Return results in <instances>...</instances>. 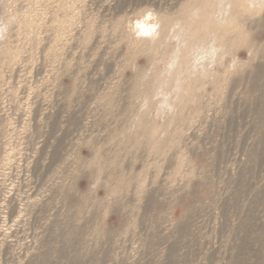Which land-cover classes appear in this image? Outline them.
Here are the masks:
<instances>
[{
	"label": "rangeland",
	"instance_id": "374dc122",
	"mask_svg": "<svg viewBox=\"0 0 264 264\" xmlns=\"http://www.w3.org/2000/svg\"><path fill=\"white\" fill-rule=\"evenodd\" d=\"M0 24V264H264V0Z\"/></svg>",
	"mask_w": 264,
	"mask_h": 264
},
{
	"label": "clouds",
	"instance_id": "9594fccd",
	"mask_svg": "<svg viewBox=\"0 0 264 264\" xmlns=\"http://www.w3.org/2000/svg\"><path fill=\"white\" fill-rule=\"evenodd\" d=\"M6 31H7V25L6 24H0V35H2Z\"/></svg>",
	"mask_w": 264,
	"mask_h": 264
}]
</instances>
